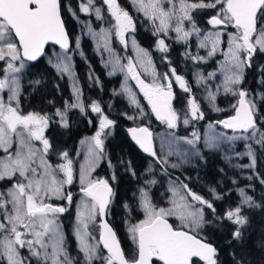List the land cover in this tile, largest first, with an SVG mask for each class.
<instances>
[{
	"label": "rangeland",
	"instance_id": "1",
	"mask_svg": "<svg viewBox=\"0 0 264 264\" xmlns=\"http://www.w3.org/2000/svg\"><path fill=\"white\" fill-rule=\"evenodd\" d=\"M179 2L180 0H163L162 7H164L165 10H174V14L169 20L168 29L166 31H158L160 28V20L158 18L153 17L151 14L145 15L144 11L139 10V7L134 3V0H118L119 5L131 16L134 25V30L129 29L125 32L124 40L122 42L120 37L116 35L115 17L111 15L108 7L105 6L101 0H93V4L89 6L90 10L88 12L81 11V5L87 6L88 0H62V11L70 20L69 25L71 26L72 32L70 36L71 49L65 51L51 45L47 48L44 54L45 61L59 76H64L69 84L71 95L70 101L65 102L62 107L55 109L54 112L56 122H58L60 126H65L67 124V112L71 109H77L79 112H84L85 110L82 92L76 75L74 59L79 58L80 60H83V63L88 70V76L92 74V72H90L91 66L85 59L84 54L83 42L86 40L90 43L92 51L98 56L100 64L104 68L107 76L118 77L119 84L113 91V94L118 95L124 103L122 111L123 116L128 119L130 123L136 124V126H130L128 130L130 131V129L136 127H144L151 133L152 150L156 155L153 156L150 152L148 153L149 159L145 169L140 174L137 181H135V179L133 180L134 184H132V192L128 198L129 202L125 199V196L120 195L121 201H119V204H114L112 198L106 210L108 220L115 219L119 225H121V233L123 237L128 238L133 245H136V239L133 238L134 233L131 229L134 226H138L141 221H144L147 218V213L142 203L144 199L143 192L147 193V198L157 211L163 208L165 210H172L175 213L176 204H188L190 207L186 209V211H197L201 209L202 206L206 205L200 201L194 200L191 196V193L194 192L190 188L185 187L186 184L179 178L170 176L167 173L166 168L172 171H179V173L183 175H181V177L189 179L191 176L189 175L190 173L185 172V167H192L197 159H201L202 151H206L208 153H217L223 161V166L224 163H227L228 165H232L233 169H236L235 171L254 172L255 165L246 167L247 165L252 164V159L247 155V152L249 146H251L254 153V146L257 145L256 140L260 139V133H264V101L262 100L261 91L256 90L249 93L241 87L244 70L248 60L247 52L242 51L240 54L241 59L244 61L240 69H235L228 56L229 33H236L235 27L233 25H213L209 22L210 19L213 16H216L220 11V5H217L215 8H209L212 14L205 17L208 26L201 27L194 20V15L198 10L206 8H196L192 9L190 12L192 17L191 20H183V30L190 32L191 35L186 39H182L180 38L182 37V33L178 34L175 31L178 19L183 15V13L179 11ZM200 2L201 0H187V3L189 4ZM203 3L211 4L215 3V0ZM96 8H100V18H97L95 11ZM193 25H195L197 31H193ZM138 28L142 29L145 34L153 37L152 48L145 47L135 37V32ZM216 33H220V36L219 42L215 45L216 50L213 52V41L216 39ZM9 39L11 42L17 43L13 35L10 36ZM133 39L136 42V46L132 43ZM160 40H164L166 46L163 50L159 45ZM170 44H177L179 46V54L184 59H190L195 63H212V66L207 70H203L200 67H194L191 70L193 83L192 89L187 86L185 77L178 73L175 67L170 63V58L168 56ZM201 44L206 46L202 47ZM210 52L212 53L211 55H209ZM156 59H158V63L156 62ZM0 61H2V66L0 67V79H3L5 78V69L7 68L8 61ZM13 63L20 69V71L14 74L8 73L9 77L15 75L16 80L18 81V94L11 103L14 107H18L20 111L18 101L21 78L22 74L28 68V62L21 58ZM159 63L163 64V66ZM21 64H23V67H21ZM64 64L68 65V71L61 70ZM130 67L132 68V71H129ZM173 70H175L174 73ZM234 72L241 76L240 81L235 84L226 83L227 77L233 75ZM134 75H137L139 80H142L145 84H159L163 86L164 91H171L172 98L170 103L178 115L177 126L175 128H170L167 122L161 121L157 118L155 112L152 111V106L144 96L140 84L137 82V79L133 78ZM177 76L182 78L185 87H181L180 82L176 79ZM90 81L94 82L93 77H90ZM74 86L79 90V101H77L76 94L73 91ZM10 87L15 86L10 85ZM185 88L187 90H185ZM175 89L187 93L186 100L181 108H178L174 103ZM240 91L246 92L247 95L244 99L253 102L255 105L254 119L256 121L257 135L253 136L252 130L245 133L239 129L235 131L227 129L221 123L215 124L212 122H205L202 125H198L199 120L201 119H193L191 117V101H195L200 112H202V107L215 113L227 112L232 109L231 115H233L234 107L241 99L239 96ZM10 94L8 88L0 90V98H2L5 103L9 102L8 97ZM133 96L137 103L132 102ZM76 103L82 104L83 110L81 107H67V105ZM93 103L101 108L100 113L92 111ZM108 107L111 108L110 102ZM58 110L63 114V119L61 118V115L57 114ZM88 110L97 115V125L90 134H86L80 138L74 155L70 158H65L63 155V160L55 165H52L48 161L46 154L44 155V159L53 169H56L57 165L66 164L68 160L72 161L73 181L71 184L63 185L64 197L67 196V193L65 192L66 186H74L80 191L82 187L86 186V183H81L82 174L86 177V180L92 181L105 180L107 183H114L117 179L114 166L110 162L109 156L104 149L106 140L112 134V124L105 128L101 133L100 138L103 141V147L101 150V148H98L95 145L94 137L97 131L100 130L99 125L101 118L107 116V114L104 113L101 104L97 101L91 102L88 106ZM20 113L26 115L29 112ZM41 115H46L49 118V125L50 116L44 113ZM150 115H153V118L158 122V127H155L156 125H152L151 128L148 127V123H151ZM230 116L223 118L221 121L228 119ZM107 117L113 121L109 116ZM185 118H188L189 123H192L194 128H187L183 133H177L176 129L179 126H186L183 123ZM48 125L43 133L46 139L48 138L45 135V131L48 128ZM194 133L195 136L193 135ZM228 137L238 138L230 140ZM12 140L13 144L11 148L8 149V153L15 155V152L19 147V142L15 135H13ZM189 140L193 141V143L189 144L187 142ZM32 144L37 149L42 150L43 148V144L40 141L33 140ZM0 151L2 152L0 158H4L8 155L3 148H0ZM102 161L105 162L106 167L104 170L96 173L95 171L98 169ZM173 165H175V167ZM33 167H38L39 171L43 170L42 168H39V159L36 160ZM224 170L223 167V171ZM130 173L133 174L132 172ZM56 174L58 179H66L63 172L56 170ZM175 174L177 175V173ZM6 178L8 177L3 179ZM11 178L13 180L10 185L5 187L0 186V193L5 194V200L10 199V197L7 196V193L15 184L19 182L26 183V181L19 176V173H16ZM231 179L232 182L235 183L236 178L235 181L233 180L234 178ZM154 185H157L159 188L157 201H153L151 196V188ZM236 193L241 204H249L242 203L245 196H247L244 191L242 193L241 189H236ZM212 195V197L216 196L215 193H212ZM64 197L52 196L46 199L45 202L57 206V204L54 203H58V201L61 200H67ZM181 197H183V200ZM203 200L206 199L203 198ZM208 202L210 203V201ZM92 203L94 202L91 197L86 196L82 191L75 196L74 217L70 223V227L71 234L74 237L75 247L78 251L77 254H79V256L68 253L62 223L59 218L61 213L54 214L58 225V234L63 237L64 252L60 254V259L62 261L64 259V254L66 253L68 260H70L72 264H87L85 253L81 250L80 240L77 238V229L78 227L82 228L80 223L81 218H83L88 225L87 232L89 235L86 237L87 242L97 248V257L93 259L92 264H101L100 259L109 256L108 253L103 254L98 245L100 243L98 239V211L95 212L94 219L89 218ZM59 206L63 207L64 205L63 203H60ZM11 207L10 203L6 205L8 212H11ZM4 212L5 209L0 208V222L7 224L8 221L4 219ZM52 216L53 214H49L50 218H52ZM165 217L172 219L175 226L189 230L187 223L181 221L178 214L167 215ZM51 227L55 232L56 225ZM197 229L198 227H195L192 229V232H197ZM18 230L24 233V236L22 237L23 239H33L29 234V230L24 229L22 226L18 227ZM36 230L41 231L42 229L37 226ZM6 235L9 234H6L4 230H0V260H2L4 264H8L2 245L3 237ZM9 238L14 239V236H10ZM56 238L57 236H55L53 232H50L44 237V242L48 245V253L52 252V244L55 242ZM16 247L19 253L18 259H21L23 264H52L50 258L47 260L44 258L45 250L41 249L39 245H36L33 249H30L27 245L24 247H19L17 245ZM33 251H40L41 255L39 257L35 256L33 255Z\"/></svg>",
	"mask_w": 264,
	"mask_h": 264
},
{
	"label": "snow or ice",
	"instance_id": "2",
	"mask_svg": "<svg viewBox=\"0 0 264 264\" xmlns=\"http://www.w3.org/2000/svg\"><path fill=\"white\" fill-rule=\"evenodd\" d=\"M108 10L116 20V35L124 40V34L129 29L134 30V25L129 13L124 10L117 0H104ZM139 7V10L144 11L145 15L151 14L153 17L160 20V28L158 31H166L169 27V20L174 14V10H165L162 7L163 0H134ZM93 4V0H88V5H81V11L88 12L89 6ZM220 5V11L216 16H213L209 21L213 25H233L236 33H229V50L228 56L232 61L235 69H240L244 63L241 59V52H247V59L250 60L253 53L264 51V0H215V3L205 4L203 0L200 3H187V0H180L179 11L183 13L178 19V24L175 31L182 33V39H186L190 32L184 31L182 24L183 20H191L190 12L196 8H215ZM97 18H100V8H96ZM259 25V27H258ZM193 31H197L193 25ZM18 38V44L11 42L10 36ZM216 39L213 41V52H215L216 43L219 42L220 33L215 34ZM207 39V38H206ZM6 41V42H5ZM49 41H54L62 48L69 47L68 36L65 32L63 21L60 15L59 0H0V60H7V68L5 69V78L0 79V90L8 88L10 95L8 103H5L0 98V148H3L6 153L13 144L12 137L15 135L18 138L19 147L15 155L8 153L4 158H0V179L5 177L11 178L16 173L23 178L25 182H19L8 190L7 196L9 200H5L4 193H0V208L5 209L4 219L7 224L0 222V230H4L9 235L3 237L2 245L4 255L7 258L8 264H23L21 259H18L19 253L17 245L24 247L27 245L33 249L39 245L44 249V258L51 259L52 264H72L68 260L66 253L63 261L60 259V254L64 252L63 237L58 234V225L54 214L63 213L66 211L64 207L54 206L51 203H46L45 200L55 196L64 197L63 185L71 184L73 181L72 161L68 160L66 164L57 165L53 169L44 159L47 154L50 143L43 135L45 128L48 125L49 118L40 113L29 112L26 115L21 114L18 107H14L11 103L18 94V81L15 75L9 77L8 73H17L20 71L15 66L14 61L21 59V50L23 57L28 60H36L44 51V46ZM133 45L136 42L133 39ZM161 49H165L164 40L159 41ZM201 46H206L201 44ZM212 53L210 52L209 55ZM23 67V64H21ZM60 67V66H58ZM62 71H68V65L64 64ZM132 71V68H129ZM175 70H173V73ZM135 79L141 86L144 96L152 106V111L155 112L158 119L167 122L170 128L177 126L178 115L171 106V91H164L163 86L159 84L148 85L142 80H139L137 75ZM180 82L181 87L185 84L181 77H176ZM241 76L236 74L228 76L226 83H238ZM15 86V87H10ZM170 89V85H169ZM185 90H187L185 88ZM76 94V99L79 101V90L73 89ZM247 93L239 92L241 97L240 107L235 108L236 115L226 120L218 121L227 129L242 130L247 133L252 130V135H257L256 121L254 119L255 105L251 101H245ZM133 103H137L135 97L132 98ZM191 117L193 119H202L203 113L195 101H191ZM67 107H81L80 103L67 105ZM92 111L101 112V108L93 103ZM58 115L63 114L57 111ZM113 121L104 116L100 120V130L97 131L94 140L98 148L103 147L101 133L111 125ZM183 123H189L188 118H185ZM133 134V139L140 145L145 152H150L153 156L156 153L151 147V133L147 128L130 129ZM195 136V133L193 134ZM238 137H228V139H237ZM246 138V137H245ZM40 141L43 148L37 149L33 146L32 141ZM189 144L193 141H187ZM264 142V133H260V139L256 140L257 144ZM67 158V153H63ZM247 155L251 157L252 164L246 167L254 166L256 163L254 153L249 146ZM39 159V168L33 167L36 160ZM175 167V165H173ZM56 170L64 173L66 179H58ZM81 183L86 186L81 188V191L88 197H91L92 203L89 218L94 219L95 212L98 210L103 213L107 205L108 198L112 195V189L107 181L86 180V177L81 175ZM185 187H187L185 185ZM243 193V190H241ZM194 200L206 204L212 208V204L199 195L191 193ZM143 206L147 213V218L138 226H134L131 231L134 233V239L138 234V258L135 256L129 260L125 258L119 243L116 240L115 233L105 223L103 225L105 232L101 235L104 247L110 253L104 257V264H152V258L156 257L163 264H195L194 258H199L205 264H217L215 259L217 249L210 243H206L203 238L198 239L197 235L192 234V229L199 227L202 222V209L197 211H186L190 206L188 204H176L175 213L172 210L163 208L158 211L151 205L147 198V193L143 192ZM66 198L69 202L72 200L71 193H68ZM183 200V197H181ZM251 197L245 196L242 203H250ZM11 204V212H8L6 205ZM87 206V205H86ZM49 214H53L52 218ZM178 214L181 221L187 223L189 231L174 229L171 224L164 218L167 215ZM229 220H233L236 224L246 223V218L241 215V208L238 206L234 210H229L226 213ZM81 226L77 229V238L80 240L81 250L85 253L87 264H92L94 258L97 257V248L87 242L86 237L87 223L81 218ZM10 225V227H9ZM56 225L54 232L51 226ZM23 227L29 230V234L33 239L25 240L22 237L24 233L18 230V227ZM39 226L41 231H37ZM50 232L57 236L52 244V252H47L48 245L44 242V237ZM235 237L241 235L237 230L233 233ZM14 236V239H10ZM33 255L40 256V251H33Z\"/></svg>",
	"mask_w": 264,
	"mask_h": 264
},
{
	"label": "trees",
	"instance_id": "3",
	"mask_svg": "<svg viewBox=\"0 0 264 264\" xmlns=\"http://www.w3.org/2000/svg\"><path fill=\"white\" fill-rule=\"evenodd\" d=\"M203 2H210V0H203ZM210 14L212 13L209 8L198 10L194 15V20L201 27L208 26L205 17ZM61 15L67 31L71 35L70 20L64 15L62 10ZM135 37L145 47H152L153 37L145 34L142 29H137ZM83 47L85 59L91 66L90 72H92V76H88V70L83 60L75 58L74 62L82 92L84 112L71 109L67 112V124L65 126H60L56 122L55 109L70 101L71 95L67 79L64 76H59L54 71L45 61L44 55L36 62L28 63V68L22 74L18 101L19 108L22 113L37 112L50 116L49 125L45 131L50 143L46 158L52 165H55L63 160V153H67L68 158L72 157L80 138L94 130L97 125V115L89 111L88 106L93 101L99 102L104 113L113 120L112 134L106 140L104 149L117 174L116 181L111 183V185L114 188V204L118 205L119 201H121L120 195L125 196V199L129 202L128 198L132 192L133 180L137 181L145 169L149 154L141 151L129 136L128 129L130 126H136V124L130 123L123 116L124 103L118 95L113 94L119 84L118 77L107 76L98 56L92 51L88 41L85 40L83 42ZM168 56L170 63L178 73L185 77L186 84L191 89L193 88L191 70L194 67L207 70L212 66V63H195L190 59L182 58L177 44H170ZM160 65L163 66V64ZM1 66L2 61H0ZM90 77H93L94 82L90 81ZM241 87L249 93L256 90L261 91L262 100L264 101V51L258 50L253 53L250 60H247ZM186 96V92L175 89L174 103L178 108L183 106ZM109 102L111 103V108L108 107ZM231 110L215 113L202 107L203 118L199 120L198 125H202L205 122L216 124L223 118L230 116ZM150 121L151 123H148V127L151 128L152 125L158 127L159 124H157L158 122L153 118V115H150ZM187 128L192 129L194 125L189 123L185 127L179 126L176 132L183 133ZM1 154L2 152L0 151V156ZM254 156L256 160L254 172H238L233 169L232 165L227 163H224L223 166V161L217 153H208L206 151H202L201 159H197L192 167H185V172L190 173L191 177L189 179L181 177L182 174L179 171H172L166 168L170 176L179 178L194 193L212 204V208L206 205L202 206V223L198 227L197 232L192 233L214 244L217 249L215 257L217 264H264V142L254 146ZM222 166L225 169L224 171ZM105 167V162L102 161L95 172L104 170ZM173 172L177 173V175ZM231 178H234V181L236 178L235 183L232 182ZM12 180V178L2 179L0 180V186L10 185ZM236 189L243 190L248 197L252 198L248 205H243L239 202ZM79 191L74 186H66L65 192L72 195L71 202L61 200L58 203H54L57 206L63 203V207L66 209L65 212L60 214L59 218L62 223L67 251L69 254L76 256H79V254H77L74 237L71 234L70 223L74 217L75 196L81 192ZM158 192V186L154 185L151 188L153 201H157ZM212 193H215L216 196L212 197ZM238 206L241 208V215L246 218V223L244 224H236L226 216L229 210H234ZM169 220L174 227H178L174 225L172 219L169 218ZM108 221L121 242L125 257H134L136 246L130 241H125V237L121 233V225L115 219ZM237 230L241 233L239 237L233 235ZM5 233L8 234L7 232ZM194 260L195 264H204L197 259ZM0 264H4V262L0 260ZM152 264L162 263L154 257Z\"/></svg>",
	"mask_w": 264,
	"mask_h": 264
},
{
	"label": "water",
	"instance_id": "4",
	"mask_svg": "<svg viewBox=\"0 0 264 264\" xmlns=\"http://www.w3.org/2000/svg\"><path fill=\"white\" fill-rule=\"evenodd\" d=\"M102 2L104 3V0H102ZM59 4H60V0H59ZM104 5L107 6V4H105V3H104ZM60 15H61V5H60ZM61 20L63 21V17H62V15H61ZM210 20H211V19H210ZM63 24H64V21H63ZM64 28H65V32H66V34H67V36H68L69 47H68L67 49L62 48L59 44H57V43L54 42V41H49L48 43L45 44V46H44V51L42 52V54H41L40 56L37 57L36 60H28L26 57H23V55H22V50H21V58H22L23 60L29 62V63L36 62L38 59H40V58L44 55V52H45L46 48H47L48 46H50V45H52V46H56V47H58V48H60V49H62V50H65V51L70 50V48H71V40H70L69 34H68V32H67V29H66V27H65V24H64ZM13 36H14V34H13ZM14 38H15L17 44H18V38H16L15 36H14ZM18 47H19V44H18ZM239 101H240V100H239ZM239 101L236 103V105H235V107H234V113H233V115H231L230 117L236 115L235 108L240 107ZM245 101H246V100H245ZM246 102H247V101H246ZM230 117H229V118H230ZM136 128L138 129V128H144V127H136ZM133 129H134V128H133ZM129 136H130L131 140L133 141V143H134V144H135V145H136L141 151L145 152V151L140 147V145L136 142V140L133 139V134H132L131 131H129ZM150 140H151V142H152V138H151V137H150ZM146 153H147V152H146ZM108 185H109V187L112 189V194H113V186H112L111 184H108ZM111 196H112V195H111ZM111 196L108 198V201H109V202H110V200H111ZM109 202L107 203V205H106L105 210H104L103 213H100V212L97 210V211H98V217H99V228H100L99 241H100V244L102 245L103 249L106 250L107 252H108V250L104 247V245H103V241L101 240V235H102V233L105 232V229H104V227H103V225H104L105 223H106V224L112 229V231L115 233L116 240H117V242L119 243V246H120V248H121V245H120L119 239H118V237H117V234H116L114 228H113L112 225L109 223V221L107 220V217H106V208H107ZM164 218L167 220V222H168L169 224L172 225V223H171V221L169 220V218H167V217H164ZM172 226H173V225H172ZM173 228H174V229H177V230H185V231H189V230H187V229L180 228V227H174V226H173ZM192 234H194V233H192ZM136 237H137V238H136V246H137V250H136V256H135V257L138 258V234H136ZM197 238L200 239L201 237L197 236ZM204 241H205L206 243H210V244H212V245L214 246V244L211 243L210 241H207V240H205V239H204ZM214 247H215V246H214ZM121 250H122V248H121ZM122 251H123V250H122ZM108 253H109V252H108ZM125 258H126V257H125ZM152 259H153V258H152ZM194 259H197V260L200 261V262H204V261H202V260H199V258H194ZM161 263L163 264L162 261H161Z\"/></svg>",
	"mask_w": 264,
	"mask_h": 264
},
{
	"label": "flooded vegetation",
	"instance_id": "5",
	"mask_svg": "<svg viewBox=\"0 0 264 264\" xmlns=\"http://www.w3.org/2000/svg\"><path fill=\"white\" fill-rule=\"evenodd\" d=\"M102 1V0H101ZM117 2H118V0H117ZM103 3V2H102ZM62 4V0H60V5ZM104 4V3H103ZM106 6V5H105ZM108 7V6H107ZM61 10H62V6H61ZM68 32V31H67ZM69 34V33H68ZM71 35H69V37H70ZM70 40H71V38H70ZM153 46V45H152ZM49 47V46H48ZM148 48V47H147ZM152 48V47H151ZM156 62L158 63V59H156ZM112 197H113V195H112ZM126 240L125 241H127V242H129V240H128V238H125ZM125 243V242H124ZM99 245V248L101 249V251H102V253L104 254V253H108L106 250H104L103 249V247H102V245L99 243L98 244ZM120 245H121V242H120ZM121 248H122V245H121ZM122 250H123V248H122ZM109 254V253H108ZM110 255V254H109ZM126 259H129V260H131L132 259V257H129V258H126ZM100 262H101V264H104V260L101 258L100 259ZM114 264H117V262H114Z\"/></svg>",
	"mask_w": 264,
	"mask_h": 264
}]
</instances>
